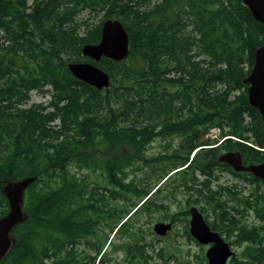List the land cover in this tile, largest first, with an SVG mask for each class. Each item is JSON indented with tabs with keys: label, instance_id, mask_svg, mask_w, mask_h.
Returning a JSON list of instances; mask_svg holds the SVG:
<instances>
[{
	"label": "trees",
	"instance_id": "obj_1",
	"mask_svg": "<svg viewBox=\"0 0 264 264\" xmlns=\"http://www.w3.org/2000/svg\"><path fill=\"white\" fill-rule=\"evenodd\" d=\"M108 18L126 28L129 54L99 59L110 82L98 90L68 63H94L81 48ZM263 43L241 0H0V181L30 179L0 264H167L176 255L145 241L140 219L179 221L195 241L188 207L198 198L212 206V220L199 206L210 228L241 247L227 264H264V179L217 161L238 151L243 164L264 162V123L243 82ZM32 91L49 98L26 105ZM212 128L218 136L205 137ZM156 139L168 147L146 155ZM221 172L255 186L244 194L218 183ZM8 211L0 191V217ZM109 234L131 239L122 262L103 249Z\"/></svg>",
	"mask_w": 264,
	"mask_h": 264
},
{
	"label": "water",
	"instance_id": "obj_2",
	"mask_svg": "<svg viewBox=\"0 0 264 264\" xmlns=\"http://www.w3.org/2000/svg\"><path fill=\"white\" fill-rule=\"evenodd\" d=\"M249 9L253 18L264 25V0H241ZM81 53L94 61L69 62L71 74L98 90L109 86V74L96 63L104 56L114 61L126 58L129 54V40L127 30L118 19H105L101 24V35L97 43H87L81 48ZM247 84L249 104L256 108L264 123V43L254 50L253 65L243 80ZM218 162L231 166L236 172H249L253 176L264 179V163L248 164L242 162L238 151L222 152ZM30 179L9 183L3 189L8 199L9 211L0 217V260L8 253L14 244L10 229L26 217L23 210L22 197ZM188 231L190 236L199 244L207 245L205 250L206 264H227L228 259L235 254L231 245L217 231L212 230L201 211L194 205L188 208ZM172 223L155 222L153 232L158 236L166 235Z\"/></svg>",
	"mask_w": 264,
	"mask_h": 264
},
{
	"label": "rangeland",
	"instance_id": "obj_3",
	"mask_svg": "<svg viewBox=\"0 0 264 264\" xmlns=\"http://www.w3.org/2000/svg\"><path fill=\"white\" fill-rule=\"evenodd\" d=\"M28 1L30 2L31 0H28ZM84 15H86V14H84ZM98 18L95 20L96 22L98 21ZM48 98H49L48 96H42L41 94H39L35 91H32L30 94V99L26 105H30L31 103L44 102ZM210 133L212 134L211 137H214L215 134L217 133V131H213ZM170 141H172V140H170ZM170 143L173 144V142H170ZM165 147H168V141L156 139L150 143V145L148 146L145 153H146V155L150 156V155L156 154L158 152H162L165 149ZM83 172L85 173L86 171H83ZM86 173H88V175H90L91 178H95V176H96V174H94L92 172H86ZM141 173H143V171L141 172V170L135 171L134 169H129V178H132L134 176V174L142 175ZM219 175H220V179H219L218 183L223 184V185H231L233 183H237L240 186L244 187V190H243L244 194H248L250 188L255 186V183H251V185H248V184L244 183V181H241L240 178L232 176L229 172H221V173H219ZM12 182H16V181H10L7 179L1 180L0 181V191L3 192V189L5 188V186L9 183H12ZM155 184L156 183H154L153 186ZM217 185L218 184L215 182L212 183L211 189H215L217 187ZM176 196L178 199H182V201H184L183 199L185 196H182L181 193L176 194ZM193 199H194V197H193ZM223 199H225V197H223ZM197 200H198V204H193V205L196 206L198 209H199V206H204L205 210H207V213H208L207 219L212 220L213 219L212 206L206 204V202L204 201V198H198ZM166 203L169 204V210H168L169 213L174 212L178 209L177 206L179 204L176 205L175 203L168 202L167 200H166ZM184 204H185V202L182 205H184ZM228 204H230L229 201H228ZM22 206L24 208V197H22ZM201 213L203 214V216H205L204 212H201ZM158 218H159V216L157 213L153 214L151 219L149 218V221L145 217H143V218L141 217L140 225L142 227V235H143V239L145 241L153 240L152 242H154L155 247L157 249L164 247V248H167L169 250V252L176 255V256H174L175 258H172L170 261H168L167 264H180L177 261L181 257V254H184V255H186V257L194 260L195 255H201V254L205 253L207 246L202 245V247H203V249H202L196 243V241L188 240L184 234V227H183L182 223H180L179 221L174 224L173 229L171 230V232L168 235H166L164 237H159L156 234H154V232L152 230L153 224L155 222H158V221H164L161 219L158 220ZM257 222L258 221L255 219L254 216H252V215L248 216V218H247L248 224L257 223ZM105 232H108V230L105 229ZM102 235H104V232L102 233ZM154 237H158V238H160V240H156ZM109 238H110V243L109 244L107 243L108 244L107 247H106V245H104L103 249L104 248L106 249L105 251L108 252L109 255L112 257L113 262L114 261L122 262L124 255H125V247H120V246L121 245L123 246L125 242L131 241V239L128 236H121V237L117 236V234H114V235L109 234ZM232 238L233 237L231 236V239ZM232 248L235 252H238L241 250L240 246L232 245ZM152 254H154V253L152 252ZM153 262L156 264H164L163 261L155 255H154Z\"/></svg>",
	"mask_w": 264,
	"mask_h": 264
},
{
	"label": "flooded vegetation",
	"instance_id": "obj_4",
	"mask_svg": "<svg viewBox=\"0 0 264 264\" xmlns=\"http://www.w3.org/2000/svg\"><path fill=\"white\" fill-rule=\"evenodd\" d=\"M261 163H264V162H261ZM257 164V163H256ZM245 165H248V164H245ZM244 172V171H243ZM260 179V178H259ZM163 186H162V191H163ZM165 221V220H164ZM165 222H170V223H172V227H171V229L169 230V231H167V233H166V235H168L170 232H171V230L173 229V227H174V224L177 222V221H170V220H166ZM166 235H164V236H166ZM164 236H159V237H164ZM232 247V246H231ZM233 249V248H232ZM236 253V252H235Z\"/></svg>",
	"mask_w": 264,
	"mask_h": 264
},
{
	"label": "bare ground",
	"instance_id": "obj_5",
	"mask_svg": "<svg viewBox=\"0 0 264 264\" xmlns=\"http://www.w3.org/2000/svg\"><path fill=\"white\" fill-rule=\"evenodd\" d=\"M240 153V152H239Z\"/></svg>",
	"mask_w": 264,
	"mask_h": 264
}]
</instances>
